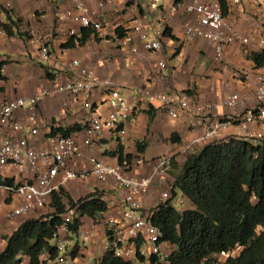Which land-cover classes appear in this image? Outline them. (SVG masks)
<instances>
[{
    "label": "crops",
    "instance_id": "0c3cea01",
    "mask_svg": "<svg viewBox=\"0 0 264 264\" xmlns=\"http://www.w3.org/2000/svg\"><path fill=\"white\" fill-rule=\"evenodd\" d=\"M80 1L97 13L107 28L104 32L93 34L85 44L76 42L74 46L65 48L64 45L72 38L68 35L69 24L63 23L60 15L70 7L69 1L0 0V24H8L13 30L12 35L5 33L0 36V105L17 98L47 93L35 113L41 125L39 136L31 140V145L36 149L48 147L46 134L51 128L83 125L88 117L84 110L86 102H91L102 116L110 112L108 92L102 88L79 97L68 92L55 93L56 85L78 79L83 69L101 80L111 81L115 87L123 88L122 94L134 105L133 113L123 124L126 136L117 137L106 131L93 149L80 143L82 157L71 162L70 166L84 172L91 170L92 158L103 160L110 166L119 165L113 153L120 147L125 154L143 161L142 165H134L131 170V174L137 178L148 176L159 158H173L180 166L191 154L206 146L187 149L196 138L203 136L209 121L235 112L224 104L229 94L238 93L242 98L252 95L261 69H257L254 62L248 59L244 46L231 44L224 50L223 58L217 60L213 42L203 38L187 41L185 38L187 28L197 25V16L185 12L183 7L206 0H181V9L174 15L171 14V7L176 0H162L156 9L152 0H110L101 9L99 3L102 0ZM238 1L227 0V20L242 35L252 30L258 31L259 20L254 11V0ZM161 21L171 29L178 41L163 36L159 39L161 50L148 51L142 37L154 39ZM119 27L126 30L123 38L116 35ZM136 27L140 30L136 31ZM37 38L49 48V60L41 59ZM179 46L181 50L176 54ZM248 51L256 49L250 48ZM74 60L80 62L79 67H71ZM159 63H164L165 68H160ZM46 70L55 79H48ZM239 74L246 76L248 85L239 79ZM138 90L156 96L185 92L192 99L193 106L182 119L173 120L160 108L158 101L154 104L147 98H139L136 94ZM207 104L213 106L209 113L198 111ZM240 112L242 108L236 110V113ZM28 116L27 111L15 114L17 120L23 123H27ZM173 135L178 137V142L171 140ZM73 136L82 142L83 133L77 132ZM142 141L147 146L144 153L139 155L137 143ZM169 171L177 172V169L169 167L166 179H157L145 194L135 195L141 210H152L161 201L162 193L173 187L175 178ZM64 190L74 201L96 193L108 204L105 213L94 218H82L80 232L87 231L92 236L83 247H77L75 257L65 256L64 261V264H97L108 244L106 219L119 217L118 211L123 201L121 191L113 181L103 184L92 174L84 180L69 182ZM181 196L179 191L177 197ZM17 205L16 196L0 188V253L6 247L5 237H9L26 220L38 218L36 214H29L8 219L7 214ZM50 213L46 210L42 215ZM240 251L241 248L234 255ZM169 252L170 247L166 250L167 254ZM225 259L220 261L223 263ZM42 261L58 264V260H47L46 254Z\"/></svg>",
    "mask_w": 264,
    "mask_h": 264
},
{
    "label": "built area",
    "instance_id": "2783aa9c",
    "mask_svg": "<svg viewBox=\"0 0 264 264\" xmlns=\"http://www.w3.org/2000/svg\"><path fill=\"white\" fill-rule=\"evenodd\" d=\"M67 1L70 2V7L61 13L60 20L69 24L70 39L80 40L84 29L92 30L93 34L106 30V23L82 1ZM107 2L110 0H102L99 8H103ZM161 2L162 0H152L153 8H158ZM254 2L259 27L258 31L252 30L247 35H242L224 16L221 0H206L203 3L196 2L184 6L185 12L197 16V25H192L186 30V40L203 38L213 42L217 60L223 58L224 50L233 43H240L247 49V53L264 52V0H254ZM235 3L239 1L235 0ZM181 6L178 3L171 7V14L178 13ZM165 29V24L161 21L154 39L142 37L146 50H161L159 39L164 36ZM139 30L140 28L136 27V31ZM5 33L3 24H0V36ZM32 35L35 36L34 31ZM36 42L40 46L41 59L49 60L51 57L49 48L43 45L40 38H37ZM250 48H255L256 51H248ZM79 66L80 62L77 60L71 63V67ZM159 67L165 68V64L159 63ZM258 74L256 84L252 88V95L242 98L238 93L229 94L224 104L233 108L235 112L209 121L203 136L196 138L188 146V150H193L194 146L208 145L228 138L243 139L264 148V67ZM238 77L244 84L248 82L245 75L239 74ZM55 87V93L68 92L78 97L102 88L108 92L110 112L102 116L97 113L91 102H86L84 110L88 117L81 125L82 142H79L73 134L68 137L61 134L48 136L49 131L46 134L48 147L39 150L31 145V140L40 134L41 125L35 113L47 93L30 98H17L0 105V176L15 180V187H5V189L11 196H16L18 201V205L7 214V218L12 220L29 214L40 217L46 210L53 213V195L64 189L69 182L84 180L92 174L100 183L106 184L113 181L123 197L118 211L119 217L106 219V226L112 231V237L105 245L104 253L113 252L115 257L133 264H145L152 256L158 257L161 263L166 262L168 258L166 250L170 245L161 243L162 233L152 223L151 216L158 205L172 199L173 187L164 191L159 204L147 212L139 208L135 195L145 194L157 179H166L171 159H157L150 174L142 178L131 174L134 165L143 164L140 158H134L130 166H110L103 160L92 158V167L88 172L71 167V162L82 157L80 143L82 146L93 149L98 146L101 136L106 131L117 137L126 136L127 131L123 129V124L133 113L134 105L122 94L123 88L115 87L111 81L101 80L85 69L81 71L78 79ZM136 94L139 98H147L150 103L155 104L158 101L160 108L165 110L173 120L182 119L193 106L192 99L185 92L156 96L138 90ZM239 108H242L240 114L236 113ZM212 109L213 106L207 104L198 108V111L209 113ZM19 111L29 112L27 123L17 120L15 114ZM99 198L104 201L102 196ZM187 203L188 199L183 195L172 199V205L176 208H182ZM74 213L75 210H70L64 216V223L58 227L54 235L58 264H64V258L70 247L78 246V244L73 246L74 238L68 225L73 222ZM91 236L92 234L87 231L78 233V238L84 245ZM26 261H29L27 257L20 264H26Z\"/></svg>",
    "mask_w": 264,
    "mask_h": 264
},
{
    "label": "trees",
    "instance_id": "16d2710c",
    "mask_svg": "<svg viewBox=\"0 0 264 264\" xmlns=\"http://www.w3.org/2000/svg\"><path fill=\"white\" fill-rule=\"evenodd\" d=\"M180 2L176 0V4ZM221 5L227 16V0H221ZM3 26L8 35L13 34L12 27ZM92 35V30L84 29L80 40L72 38L64 47H72L76 42L85 44ZM116 35L123 38L126 30L119 27ZM164 36L178 41L168 27ZM180 50L181 46L176 54ZM247 57L257 69L264 67V52H250ZM46 77L55 79L49 70ZM81 130L79 124L65 129L53 127L48 136L68 137ZM177 139L176 135L171 138L173 142H178ZM146 146L145 141L137 143L139 155ZM113 155L120 166H130L134 159L122 147ZM170 166L177 169V172L169 171L175 178L172 199L180 191L188 203L176 208L171 199L152 211L151 221L162 233L161 243L170 245V252L166 262L161 263L158 257L152 256L146 264H264V148L243 139L229 138L204 146L180 166L172 158ZM15 186L13 178L0 176V188ZM52 208L53 213L26 220L6 238L0 264H20L25 257L29 259L28 264H46L47 261H42L44 254L47 260L55 261L58 251L51 242L64 223V216L75 210L73 222L68 225L70 232L77 235L82 218L105 213L108 204L96 193L74 201L62 189L53 195ZM111 237L112 231L107 229L109 241ZM237 248L241 251L234 255ZM77 253L76 247L71 255L75 257ZM222 255L227 256L223 263L219 260ZM97 264L133 263L107 252Z\"/></svg>",
    "mask_w": 264,
    "mask_h": 264
},
{
    "label": "rangeland",
    "instance_id": "374dc122",
    "mask_svg": "<svg viewBox=\"0 0 264 264\" xmlns=\"http://www.w3.org/2000/svg\"><path fill=\"white\" fill-rule=\"evenodd\" d=\"M253 102V101H252ZM252 102H250V104H253ZM229 139V138H228ZM171 167V166H170ZM74 215H75V213L73 214V217H74ZM5 238H7V237H5ZM52 244L53 245H55L56 244V241L55 240H52ZM76 244H78V246H80V247H83V242L82 241H80L79 240V238L75 235L74 236V245L73 246H75ZM78 246H75L74 248L73 247H70L69 248V251H68V253L69 254H71V252H73V250H75V248L76 247H78ZM42 257H43V255H42ZM226 258V256L225 255H222V256H219V260L220 259H225ZM65 259V258H64ZM69 259V258H68ZM44 260V259H43ZM69 262L71 263V260H69ZM146 264V263H145Z\"/></svg>",
    "mask_w": 264,
    "mask_h": 264
},
{
    "label": "clouds",
    "instance_id": "9594fccd",
    "mask_svg": "<svg viewBox=\"0 0 264 264\" xmlns=\"http://www.w3.org/2000/svg\"><path fill=\"white\" fill-rule=\"evenodd\" d=\"M77 246V245H76ZM238 249V248H237ZM240 249V248H239ZM66 256H72L71 254H69L68 252H67V254H66ZM58 259V258H57ZM57 259L55 260V261H57ZM29 263V262H28Z\"/></svg>",
    "mask_w": 264,
    "mask_h": 264
}]
</instances>
